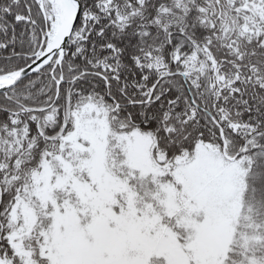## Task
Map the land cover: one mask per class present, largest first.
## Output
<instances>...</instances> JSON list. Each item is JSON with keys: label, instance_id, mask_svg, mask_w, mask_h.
<instances>
[{"label": "snow or ice", "instance_id": "snow-or-ice-1", "mask_svg": "<svg viewBox=\"0 0 264 264\" xmlns=\"http://www.w3.org/2000/svg\"><path fill=\"white\" fill-rule=\"evenodd\" d=\"M0 264H264V0H0Z\"/></svg>", "mask_w": 264, "mask_h": 264}]
</instances>
